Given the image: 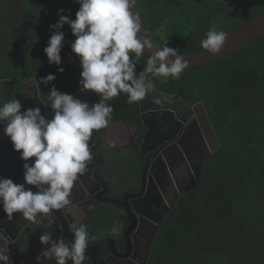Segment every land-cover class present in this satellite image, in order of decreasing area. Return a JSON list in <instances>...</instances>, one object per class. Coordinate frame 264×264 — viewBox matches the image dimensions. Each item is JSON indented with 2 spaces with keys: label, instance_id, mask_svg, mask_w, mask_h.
Instances as JSON below:
<instances>
[{
  "label": "trees",
  "instance_id": "16d2710c",
  "mask_svg": "<svg viewBox=\"0 0 264 264\" xmlns=\"http://www.w3.org/2000/svg\"><path fill=\"white\" fill-rule=\"evenodd\" d=\"M15 33L0 37V79L5 90L29 96L24 82L35 78L41 97L50 104L53 85L72 94L79 82V57L72 52L75 36L69 25L61 49L64 71L49 64L44 48L54 29L50 25L63 15L75 19L76 0H23ZM144 24L162 47L190 53L214 26L228 33L244 21L264 15V0H137ZM27 15L29 16L28 31ZM13 23V0H0V30ZM148 54L137 62V75ZM54 74L47 86L40 78ZM151 78V77H150ZM153 79L159 90L179 94L188 104L202 101L220 142L210 152L199 182L180 194L156 237L150 264H264V36L202 65L187 67L179 80ZM108 103L111 117L129 119L137 108L127 95Z\"/></svg>",
  "mask_w": 264,
  "mask_h": 264
},
{
  "label": "clouds",
  "instance_id": "9594fccd",
  "mask_svg": "<svg viewBox=\"0 0 264 264\" xmlns=\"http://www.w3.org/2000/svg\"><path fill=\"white\" fill-rule=\"evenodd\" d=\"M80 5L75 19L63 15L52 25L44 52L49 64L57 65L63 72L61 49L65 34L61 29L69 25L75 40L71 50L79 57V87L82 92L91 91L99 100L90 105L79 97L60 92L53 85L48 100L53 112L51 119L41 113L40 107L22 111L19 99H9L0 105V122H5L4 133L25 161L24 184L14 183L11 178L0 177V205L8 220L21 213L25 220L42 225L39 237L42 248L37 255L39 262L55 260V264H83L88 247L89 233L86 225L71 226L73 239L66 243L54 240L51 232L52 220L42 223L53 210L70 204V195L75 182L87 171L92 159L90 140L94 130L107 127L114 108L108 103L127 95V103L142 101L156 88L151 78L179 80L189 66L177 49L166 43L160 47L141 34L142 21L133 11L136 0H76ZM227 33L217 31L214 26L201 40V48L209 53H218L226 41ZM148 51L146 66L137 75V62ZM174 57V59H169ZM151 77V78H150ZM40 83L47 86L55 80L54 74L41 77ZM43 103V102H42ZM35 160L29 163V158ZM25 185L35 186L37 191ZM2 233V232H1ZM9 248L0 247V261L11 264L6 254Z\"/></svg>",
  "mask_w": 264,
  "mask_h": 264
},
{
  "label": "flooded vegetation",
  "instance_id": "af4514ba",
  "mask_svg": "<svg viewBox=\"0 0 264 264\" xmlns=\"http://www.w3.org/2000/svg\"><path fill=\"white\" fill-rule=\"evenodd\" d=\"M2 80L0 79V105L9 99L17 98L21 101L23 109L24 99L21 96H13V87L4 91ZM74 83L75 87L79 85V82ZM24 85L25 93L29 96L26 107H40L41 113L51 119L53 112L50 106L44 105L50 104L41 95L40 98L35 96L36 89L41 91L37 80L33 77L24 82ZM71 95L87 101L90 105L99 100L95 93L82 92L80 88ZM177 95L179 94L156 87L144 100L138 102L134 111L127 114L129 119L111 117L107 127L94 130L89 142L92 159L88 163L87 171L74 184L69 197L70 204L65 208L53 210L49 217L42 220L44 224H47L49 219L52 220L48 231L54 240L60 231L61 238L67 242L68 239H73L71 226L74 223L86 225L89 237L83 264H96L90 249L101 240L107 242L101 247L103 256H109L112 252L115 256L110 257L111 264H142L145 259V264H150L156 237L175 203L170 205V202L176 192L177 198L185 193L180 192V189L190 180L194 166L200 163L206 152V145L201 140H186L183 136L184 132L189 131L194 117L188 107L177 99ZM159 111L164 112L162 121L154 123L152 120L159 115ZM142 117L151 124V130L143 125ZM2 123L5 127V122ZM148 129L150 133L145 143ZM160 136L164 139L161 144ZM3 137L5 145L3 148L0 145V154L3 156V149L14 164L18 177L21 175L24 178L25 161L21 159L20 153L14 150L10 138L5 134ZM180 138L184 143V150L177 143ZM170 145H177L180 152L172 147L164 155V149ZM34 160L35 157H32L28 162ZM9 170L11 171L9 165L0 164V172L5 174ZM0 177L14 179V183L20 180L13 175ZM27 187L37 191L35 186ZM135 205L141 212L136 211ZM26 221H12L6 226L10 233H17ZM43 232L42 225L32 221L24 225L15 240L8 238L2 231L6 237L9 248L6 254L11 264H36V257L43 247L39 239ZM14 250L19 253L12 255L10 252ZM120 254L124 257H119ZM43 259L42 257L41 260ZM99 261L98 256V264ZM70 263L72 264L71 261L68 264ZM52 264H55V261Z\"/></svg>",
  "mask_w": 264,
  "mask_h": 264
},
{
  "label": "water",
  "instance_id": "95a60500",
  "mask_svg": "<svg viewBox=\"0 0 264 264\" xmlns=\"http://www.w3.org/2000/svg\"><path fill=\"white\" fill-rule=\"evenodd\" d=\"M26 6L23 2V0H13V23H12V27L8 30H0V37H6V36H10L13 33L16 32L18 25H19V21H20V14H21V10L25 9ZM133 11H136L139 13L140 17H141V21H142V29H141V34L147 36L154 44L160 46L150 35V33L148 32L144 21L142 19L140 10H139V6H138V2L136 0V4L135 7L133 9ZM27 26H28V31L31 30L30 26H29V16L27 15ZM264 36V15H259V16H255L253 18H250L246 21H244L243 23H241L239 26L235 27L234 29H232L231 31H229L227 33V37H226V41L224 43V45L222 46L221 50L216 53V54H212L209 53L207 50L204 49H200L198 51L195 52H190V53H179L180 55L183 56V59L188 61L189 66L188 67H192V66H197V65H202L205 63H209L211 61L216 60L217 58H220L222 56H225L233 51H235L236 49L242 47L243 45L251 42L252 40ZM161 47V46H160ZM148 55L151 54L148 51H145ZM169 59H174V57H169ZM26 83V82H25ZM35 96L40 98V92L36 89L35 90ZM44 104V102H43ZM188 110L190 111V114H192V117H194L190 123V128L188 132H184L183 136L186 138V140L188 139H199V141L201 140V142L205 143L206 145V153L203 155L202 159L200 160V163H198L197 165L194 166L193 168V174L190 177V180L187 181L184 186L180 189V192H188L190 191L193 187H195L197 185V183L200 180L201 177V170L203 167V164L206 160V158L208 157L210 152H213L215 150H217L220 147V142L219 139L217 137V134L214 130V127L212 125V122L210 120V117L206 111V108L204 106V103L202 101H199L195 104H193L192 106L188 107ZM167 110H165L166 112ZM164 112L163 111H159L158 114L156 115L155 113V118L152 120L154 123H160V121H162V114ZM142 121H143V125L145 127H149V129L151 130V124H149L147 122V120L145 118L142 117ZM139 127V125H138ZM148 129V130H149ZM146 133L145 135V143L147 141V137H149V133ZM4 126L3 123L0 122V145L2 146L1 148H3V146L5 145V141H4ZM160 140L161 143H163L164 139L162 136H160ZM178 144H180V146L182 147V149L184 150V143L182 142L181 138L178 140L177 142ZM174 147L176 148L179 152H180V148L177 147V145H170L168 148L164 149L163 153L164 155L167 154V152H169V150H171V148ZM145 151V150H144ZM3 156L0 154V164L1 163H5L7 165L10 166L11 171L9 170V172L15 177L20 179L18 181L17 184H24L25 182L23 181V176H19L18 174H16L17 170L14 167V164L12 163L11 159L7 156V154L4 153L3 149ZM7 172V173H3L0 172V175H6V176H11L12 175ZM13 177V178H14ZM9 178V177H7ZM14 181V179H12ZM15 182V181H14ZM27 187V185H25ZM29 188V187H28ZM178 196V192H176V194L174 195L173 200L170 202V205H173V203L175 202L176 198ZM135 209L137 212H141V210L138 208L137 205H135ZM24 218L22 217L21 213H15L13 216L12 220H8V218L6 217V214L3 211L2 205H0V247H2L4 245V243H7V241L5 240V236L1 233L2 231L8 236V238L12 239L16 238V236H18L20 234V231L23 229L24 225L27 224V222H29L28 220L26 221V223H24V225L18 229L17 233H10L7 229V223H11L16 222V221H23ZM59 238H61V234L60 231L57 234V238L55 240H58ZM63 239V238H61ZM152 239V238H151ZM72 239H68V242L65 241L66 243H71ZM103 244H107L106 241H98L97 244H95L94 246H92V248L90 249L93 253L91 254V257L93 258V260L95 261L96 264H98V256L100 258L99 263L100 264H111V258H114L115 256L113 255V252L111 254H109V256L104 257L102 254V245ZM46 247H48L49 245H45ZM15 252L19 253V251H11L10 253L13 255L15 254ZM97 253V256H96ZM147 254H148V249L145 253V256L147 258ZM21 255V254H19ZM85 255H87V252H85ZM124 255L120 254L119 257L123 258ZM55 260H40L39 262H36V264H52ZM70 261V260H69ZM68 261V263H69ZM146 261V259H145ZM145 261L142 262V264H145ZM0 264H5V262L0 261ZM71 264V263H70Z\"/></svg>",
  "mask_w": 264,
  "mask_h": 264
},
{
  "label": "bare ground",
  "instance_id": "6f19581e",
  "mask_svg": "<svg viewBox=\"0 0 264 264\" xmlns=\"http://www.w3.org/2000/svg\"><path fill=\"white\" fill-rule=\"evenodd\" d=\"M177 99L181 102V103H184L187 107H189V106H192V105H188V104H186L184 101H183V99H181V96L180 95H177ZM195 104V103H194ZM205 106V105H204ZM206 108V107H205ZM207 111V110H206ZM208 113V112H207ZM211 120V119H210ZM212 122V121H211ZM206 153V152H205ZM207 159V158H206ZM206 161V160H205ZM43 247L42 248H44V247H46L45 245H42ZM48 247H50V245L48 246Z\"/></svg>",
  "mask_w": 264,
  "mask_h": 264
},
{
  "label": "crops",
  "instance_id": "0c3cea01",
  "mask_svg": "<svg viewBox=\"0 0 264 264\" xmlns=\"http://www.w3.org/2000/svg\"><path fill=\"white\" fill-rule=\"evenodd\" d=\"M3 234V233H2Z\"/></svg>",
  "mask_w": 264,
  "mask_h": 264
}]
</instances>
